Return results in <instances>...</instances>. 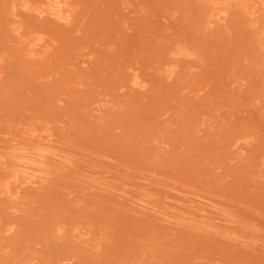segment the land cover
I'll return each mask as SVG.
<instances>
[{
    "label": "rangeland",
    "instance_id": "374dc122",
    "mask_svg": "<svg viewBox=\"0 0 264 264\" xmlns=\"http://www.w3.org/2000/svg\"><path fill=\"white\" fill-rule=\"evenodd\" d=\"M0 264H264V0H0Z\"/></svg>",
    "mask_w": 264,
    "mask_h": 264
},
{
    "label": "bare ground",
    "instance_id": "6f19581e",
    "mask_svg": "<svg viewBox=\"0 0 264 264\" xmlns=\"http://www.w3.org/2000/svg\"><path fill=\"white\" fill-rule=\"evenodd\" d=\"M61 2V1H60ZM65 4V3H64ZM56 5H57V3H56ZM60 8V7H59ZM61 10V9H60ZM62 10H64L63 8H62ZM52 13V12H51ZM52 14H54V13H52ZM74 14V13H73ZM58 15H59V13H58ZM61 16V15H60ZM64 17V16H63ZM66 20V19H65ZM70 20V19H69Z\"/></svg>",
    "mask_w": 264,
    "mask_h": 264
}]
</instances>
